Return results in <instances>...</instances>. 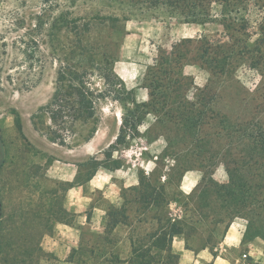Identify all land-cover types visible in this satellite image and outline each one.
<instances>
[{
	"label": "rangeland",
	"instance_id": "obj_1",
	"mask_svg": "<svg viewBox=\"0 0 264 264\" xmlns=\"http://www.w3.org/2000/svg\"><path fill=\"white\" fill-rule=\"evenodd\" d=\"M218 11L214 5L215 17ZM241 15L252 40L256 39L264 19V1L261 6L252 3ZM106 17L115 20L105 21ZM73 21L86 43L99 46L116 60L115 73L128 90L135 91L138 102L148 100L142 83L160 54L167 55L184 40L196 41L203 36L217 39L225 33L218 22L183 23L162 8L135 7L130 0H0V134L4 146L0 169V264H132L131 242H146V235L157 228V215L184 222L186 230L194 227L195 233L188 240L195 249L199 239L213 252L222 243L221 255H244L242 264H249L251 252L257 263L264 264V241L244 238V219L245 243L241 241L238 247L228 246L226 250L224 225L214 226L211 217L198 222L201 218L193 206L184 205L202 174L199 170L188 171L180 178L177 160L182 163L185 147L177 146L180 153L176 159L171 150L165 154V136L157 134L175 129L157 127L153 114L141 122L138 135L109 151L108 162L103 153L118 133L122 113L119 103L107 100L99 104V124L88 143L62 147L49 142L41 127L42 122L49 121L38 109L47 105L52 96L57 59H63L64 53L76 46ZM87 24V30L82 32ZM193 47L186 45L180 51L190 54ZM182 71L194 87L207 84L208 73L197 65L186 64ZM261 80L258 71L241 65L221 96L238 99L242 91H247L248 98L257 96L263 93ZM94 84L99 88V80L95 79ZM231 109L241 113L239 105ZM90 159L102 165L85 182L84 176L92 165L88 169L79 165L90 164ZM112 161L120 162L121 167L115 170ZM213 179L221 184L227 182L221 164L215 167ZM76 182L84 184L81 192L85 200L79 206L70 203ZM147 184L164 190L165 202L160 208H146L138 200ZM113 217L118 219L114 227ZM237 219L240 218L233 221ZM172 252L175 254L173 248ZM175 262L169 258L158 264Z\"/></svg>",
	"mask_w": 264,
	"mask_h": 264
},
{
	"label": "trees",
	"instance_id": "obj_2",
	"mask_svg": "<svg viewBox=\"0 0 264 264\" xmlns=\"http://www.w3.org/2000/svg\"><path fill=\"white\" fill-rule=\"evenodd\" d=\"M130 1L135 7L162 8L183 23L206 25L218 22L225 33L217 39L203 36L196 41L184 40L174 45L167 55L160 54L142 83L148 100L138 102L135 91L128 90L115 73L116 60L99 46L86 43L73 21L76 46L64 53L63 59H57L59 66L52 96L47 105L38 109V113L49 121V124L41 123L42 131L49 142L62 147L70 143H88L99 124V104L107 100L119 103L122 113L118 133L108 151L103 153L108 162L111 159L109 151L125 144L127 138L138 135L141 122L153 114L157 127L175 129L157 134L165 136V154L171 150L170 154L173 153L176 159L180 153L177 146L185 147L182 163L177 160L180 178L188 171L199 170L202 174L184 204L193 206L201 218L198 222L211 217L210 223L214 226L223 224L227 231L235 218L244 219V238L264 241V19L258 26L256 39L252 40L241 15L252 3L261 6L264 0ZM214 5L219 7L218 17L213 15ZM103 19L115 20L113 17ZM88 25H84L82 32ZM186 45H194L190 54L180 51ZM186 64H195L208 73L203 88L194 87L183 75ZM241 65L259 72L263 93L248 98L247 91H242L243 95L238 99L222 98V91L234 81L235 71ZM95 79L100 82L99 88L94 84ZM237 104L241 109L239 114L231 109ZM16 126L21 133L19 121ZM33 126L40 130L36 123ZM2 147L0 139V168L3 165ZM112 164L115 170L121 167L118 161H112ZM219 164L227 176L224 184L213 179L214 169ZM88 165H92V169L85 174V182L91 180L102 164L90 159V164L79 167L88 169ZM75 185L84 186L80 182ZM138 200L146 208H160L165 202L164 190L147 184ZM111 211L112 208L109 215ZM155 221L157 228L146 235V242L139 245L131 242L132 264H158L161 259L169 258L178 264V256L172 252L173 239L183 237L186 241L195 233L194 227L184 229V222L163 219L159 215ZM117 222L118 219L113 217L111 226H116ZM242 242L245 243L244 239ZM211 252L215 257L216 254Z\"/></svg>",
	"mask_w": 264,
	"mask_h": 264
},
{
	"label": "crops",
	"instance_id": "obj_3",
	"mask_svg": "<svg viewBox=\"0 0 264 264\" xmlns=\"http://www.w3.org/2000/svg\"><path fill=\"white\" fill-rule=\"evenodd\" d=\"M76 186L77 188H75L76 191L74 193V197H70V203L74 206H79L82 205L83 200H85V197L81 192L83 186L81 185H76ZM188 186L190 190L192 188L190 187L192 186L190 182ZM71 189L73 188L71 187ZM243 228H244V223L243 220L241 219H237L231 223L228 230L226 231L225 238L223 241L224 244L223 246H225L226 250L228 249V246L230 248H233L236 246L238 247L241 244ZM198 245H199L198 248L195 249L191 247V245L189 244V240L185 241L183 237H175L172 241V248L175 254L178 256V264H206V263L242 264L243 263L242 257L244 255L234 254L232 252L231 255H221L219 251L222 248V246H220L222 245V243L216 246V248H214V252H216L215 257L212 255V252L207 249V247L204 248L203 241H201L200 239ZM248 256L251 258L250 261L251 264H259L255 259L256 257H254V255L251 252L248 254ZM257 259L260 260L261 258L257 257Z\"/></svg>",
	"mask_w": 264,
	"mask_h": 264
},
{
	"label": "flooded vegetation",
	"instance_id": "obj_4",
	"mask_svg": "<svg viewBox=\"0 0 264 264\" xmlns=\"http://www.w3.org/2000/svg\"><path fill=\"white\" fill-rule=\"evenodd\" d=\"M0 139H1V141H2V138H1V134H0ZM2 146H3V142H2ZM3 149H4V146L2 147V151H3ZM2 167V166H1ZM1 169V168H0ZM0 220H1V210H0Z\"/></svg>",
	"mask_w": 264,
	"mask_h": 264
}]
</instances>
